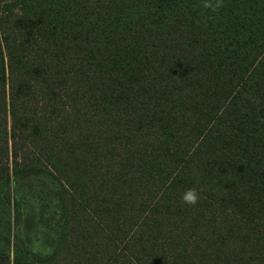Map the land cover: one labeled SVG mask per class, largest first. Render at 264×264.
Wrapping results in <instances>:
<instances>
[{
    "label": "trees",
    "instance_id": "trees-1",
    "mask_svg": "<svg viewBox=\"0 0 264 264\" xmlns=\"http://www.w3.org/2000/svg\"><path fill=\"white\" fill-rule=\"evenodd\" d=\"M0 264H264V0H0Z\"/></svg>",
    "mask_w": 264,
    "mask_h": 264
},
{
    "label": "clouds",
    "instance_id": "clouds-1",
    "mask_svg": "<svg viewBox=\"0 0 264 264\" xmlns=\"http://www.w3.org/2000/svg\"><path fill=\"white\" fill-rule=\"evenodd\" d=\"M182 199L186 204L195 205L198 202V194L195 189H188Z\"/></svg>",
    "mask_w": 264,
    "mask_h": 264
}]
</instances>
